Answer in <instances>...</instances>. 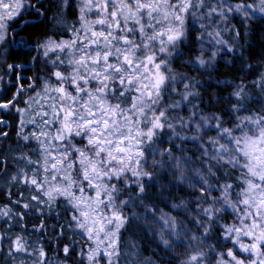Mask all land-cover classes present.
<instances>
[{
	"label": "snow or ice",
	"instance_id": "obj_1",
	"mask_svg": "<svg viewBox=\"0 0 264 264\" xmlns=\"http://www.w3.org/2000/svg\"><path fill=\"white\" fill-rule=\"evenodd\" d=\"M254 22L264 0H0V264H264Z\"/></svg>",
	"mask_w": 264,
	"mask_h": 264
},
{
	"label": "trees",
	"instance_id": "obj_2",
	"mask_svg": "<svg viewBox=\"0 0 264 264\" xmlns=\"http://www.w3.org/2000/svg\"><path fill=\"white\" fill-rule=\"evenodd\" d=\"M28 19H35V17H27ZM21 23H23V21H21ZM239 27V25H237ZM252 29H254L256 32H264V28H262L260 25H258L257 22H254L252 24ZM21 35H27L26 33H21ZM255 41H257V43H259V37L258 36H253L252 37ZM262 47H264V44L261 45ZM258 52H255V55H258ZM255 58V57H254ZM0 197H2V194H0ZM0 202H6L3 201L2 199H0ZM49 252H51L50 249H47Z\"/></svg>",
	"mask_w": 264,
	"mask_h": 264
},
{
	"label": "rangeland",
	"instance_id": "obj_3",
	"mask_svg": "<svg viewBox=\"0 0 264 264\" xmlns=\"http://www.w3.org/2000/svg\"><path fill=\"white\" fill-rule=\"evenodd\" d=\"M258 25H260L262 28H264V25H261V24H259V23H258Z\"/></svg>",
	"mask_w": 264,
	"mask_h": 264
}]
</instances>
